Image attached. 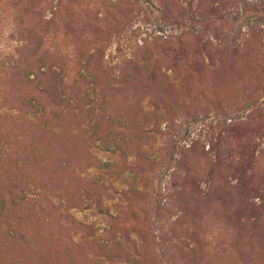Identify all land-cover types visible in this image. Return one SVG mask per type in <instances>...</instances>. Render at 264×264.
I'll use <instances>...</instances> for the list:
<instances>
[{
  "label": "rangeland",
  "instance_id": "1",
  "mask_svg": "<svg viewBox=\"0 0 264 264\" xmlns=\"http://www.w3.org/2000/svg\"><path fill=\"white\" fill-rule=\"evenodd\" d=\"M261 2L0 0V264H264Z\"/></svg>",
  "mask_w": 264,
  "mask_h": 264
},
{
  "label": "trees",
  "instance_id": "2",
  "mask_svg": "<svg viewBox=\"0 0 264 264\" xmlns=\"http://www.w3.org/2000/svg\"><path fill=\"white\" fill-rule=\"evenodd\" d=\"M257 2H258V0H257ZM261 7V9L260 10H257L256 9V12H258V13H260V14H264V4H263V2H261V3H259V4H257V5H254V7L256 8V7ZM194 13V12H193ZM209 13L210 14H215V13H217V10H215V9H211L210 11H209ZM159 15H163V13H162V11H159ZM191 21H195V22H198L197 20H195V17L194 18H192L191 19ZM207 21H209L208 19H207ZM170 23H172L173 25H178V22L177 21H173V22H170ZM7 105H11V103L9 102ZM0 109H2V108H0ZM4 109V108H3ZM4 111V110H3ZM36 111H38V110H36ZM29 120V119H28ZM30 121V120H29ZM164 135H166V134H164ZM175 145V144H174ZM108 156V155H107ZM180 163H182L183 165H188V162H186V161H181ZM110 165H105V167H109ZM111 168H113V166L111 167ZM103 171H105V170H103ZM106 176H108L109 177V173H108V171H106V173H104ZM245 178V175H244V173H242L241 174V179H244ZM263 197H264V187H263ZM262 200V199H261ZM99 218L101 219V220H105L106 219V217H109V215L108 214H106V213H104V212H101V211H99ZM110 219V218H109ZM108 233V232H107ZM106 233V234H107ZM105 234V235H106ZM105 235H102V236H104L105 237Z\"/></svg>",
  "mask_w": 264,
  "mask_h": 264
}]
</instances>
